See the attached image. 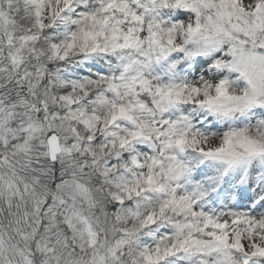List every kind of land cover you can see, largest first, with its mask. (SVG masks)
Listing matches in <instances>:
<instances>
[{"label": "snow or ice", "instance_id": "6c2138e0", "mask_svg": "<svg viewBox=\"0 0 264 264\" xmlns=\"http://www.w3.org/2000/svg\"><path fill=\"white\" fill-rule=\"evenodd\" d=\"M0 264H264V0H0Z\"/></svg>", "mask_w": 264, "mask_h": 264}]
</instances>
